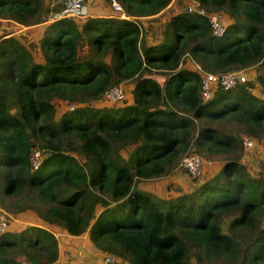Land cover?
Instances as JSON below:
<instances>
[{
	"label": "trees",
	"instance_id": "16d2710c",
	"mask_svg": "<svg viewBox=\"0 0 264 264\" xmlns=\"http://www.w3.org/2000/svg\"><path fill=\"white\" fill-rule=\"evenodd\" d=\"M116 1L122 11L91 0L84 17L64 5L49 18L46 0H0V19L46 24L34 54L0 23V264H55L52 229L88 232L115 257L101 264H264V180L240 161L244 136L264 140V99L250 81L200 94L204 72L252 67L264 88V0ZM114 86L127 104L103 100ZM185 152L229 157L189 193L144 189ZM20 214L47 227L11 230Z\"/></svg>",
	"mask_w": 264,
	"mask_h": 264
},
{
	"label": "rangeland",
	"instance_id": "374dc122",
	"mask_svg": "<svg viewBox=\"0 0 264 264\" xmlns=\"http://www.w3.org/2000/svg\"><path fill=\"white\" fill-rule=\"evenodd\" d=\"M46 1L49 3L48 4L50 7L49 10H52V12L49 14V18L51 17L54 18L56 16L55 14L56 11H58L59 8L61 10L68 0H46ZM90 1L91 0H84V2H86L88 5H90ZM177 1H179L180 3L174 5L175 7L178 5L183 7L191 2V0H176V1L174 0V2H177ZM161 19L162 21H166L167 16L163 15L161 16ZM3 26L5 27L6 25L3 24ZM7 26H8L7 30H5L4 27H1V28L4 30L5 33H11L13 29L9 25ZM35 31L36 30L34 31L28 30L27 38H30V39H27L26 37L24 39L28 41V45H27L28 49H31L34 54H38L37 37L32 39L33 33H36ZM245 70H246L245 73H247V76L249 78L248 81L253 83L252 92L255 95L259 96L260 98L264 99V88L256 80L257 68L252 67V68H246ZM127 103H128V98H127V93H126L124 101L117 103V104H119L120 106H123ZM232 126H233L232 124H227L225 128L226 130H229V129L235 130L236 128ZM226 133L239 134L240 136L242 134H246L245 132H230V131ZM252 141H253V144L251 148L249 149L244 148V150H242L240 161L243 164L244 169L251 176L261 178L264 180V140L252 138ZM187 155L189 154H186V152L180 155V158L177 161L174 167V170L171 173L167 174L164 177L150 180L148 182L143 183L142 186L144 187V189L151 192L152 194H154L155 196L159 198L164 197L169 192L173 196H177L182 193H189L205 179L215 176L219 172L224 160L227 157H229L227 155L223 157V156H218L215 154L214 156L210 158H203L199 156L203 162L201 173L197 177L192 178L191 176H189L190 174L188 175L186 172H182L183 168L180 165L182 160ZM6 205H8V203H6ZM262 224L264 225V220ZM103 260H104V257H103Z\"/></svg>",
	"mask_w": 264,
	"mask_h": 264
},
{
	"label": "built area",
	"instance_id": "2783aa9c",
	"mask_svg": "<svg viewBox=\"0 0 264 264\" xmlns=\"http://www.w3.org/2000/svg\"><path fill=\"white\" fill-rule=\"evenodd\" d=\"M110 6L115 11H122L120 4L116 0H110ZM189 11H195L200 15H205V10L200 7L197 2L189 5ZM88 14L87 3L84 0H68L65 3V7L62 11L61 16L70 17H84ZM122 16L125 15L122 13ZM209 23L212 28L214 36L221 37L224 35L226 28L217 15L209 16ZM245 69H235L228 72H217V73H207L204 72L201 76L200 81V94L203 99H208L211 96L212 89L216 85L222 87L223 89L234 88L237 84L247 82L249 80ZM125 99V93L122 87L114 86L108 88L103 93V100L106 102H122ZM243 144L245 149L251 148L253 141L249 136L243 137ZM39 153L35 152L31 156V162L34 167L39 164ZM202 159L196 154H189L181 162V167H183L191 177H197L201 173ZM8 217L4 212H0V232L7 227ZM115 260L114 256H104V262H113ZM55 264H83L79 261L69 260L65 262H55Z\"/></svg>",
	"mask_w": 264,
	"mask_h": 264
},
{
	"label": "crops",
	"instance_id": "0c3cea01",
	"mask_svg": "<svg viewBox=\"0 0 264 264\" xmlns=\"http://www.w3.org/2000/svg\"><path fill=\"white\" fill-rule=\"evenodd\" d=\"M88 5V4H87ZM170 6V5H169ZM166 12V11H165ZM162 11L148 17H141L142 19L151 18V17H158L161 15ZM165 16H167L165 14ZM4 23L5 25H9L11 28L16 29L19 31L18 33L21 34L23 39L28 37L27 31H34L32 39L39 36L40 31L42 30V26L44 23L32 25L30 27L19 26L15 22L11 20H3L0 19V23ZM164 22V21H162ZM35 35V37H34ZM30 39V38H27ZM26 45H28V41L25 40ZM25 225H36L40 227L46 228L42 222L37 221L36 218L31 214H20L17 216L12 217V222L10 223V228L12 229H21L22 226ZM46 225V224H45ZM52 227V226H50ZM53 234L57 239V247H58V257L55 262H65L69 260L79 261L83 264H101L103 262L104 254L99 249L95 248L94 245L90 242L88 237V232L82 235H70L61 230H53Z\"/></svg>",
	"mask_w": 264,
	"mask_h": 264
}]
</instances>
